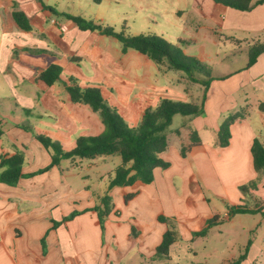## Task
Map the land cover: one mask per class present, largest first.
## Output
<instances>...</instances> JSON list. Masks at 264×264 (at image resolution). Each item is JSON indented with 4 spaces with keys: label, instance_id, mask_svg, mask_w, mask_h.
I'll use <instances>...</instances> for the list:
<instances>
[{
    "label": "crops",
    "instance_id": "1",
    "mask_svg": "<svg viewBox=\"0 0 264 264\" xmlns=\"http://www.w3.org/2000/svg\"><path fill=\"white\" fill-rule=\"evenodd\" d=\"M7 1L0 0V24L3 36L0 45V73L10 74L11 65L17 72V77L13 79L14 85L17 86L27 81L38 87H51L36 79L37 75L50 64L40 65L42 68L38 70L28 66L25 68L21 62L26 54L19 57L17 54L33 48L39 52L37 62L40 61V57L45 58L47 55L54 59L66 58L69 59V62H75L79 58H76L72 52L69 53L70 49L67 48L71 43L67 36L70 27L55 20L53 14L46 10L39 0H22L19 10L25 12L33 27L31 31H22L12 18V3H7ZM256 1L258 0H252L253 3ZM1 9L7 12L6 15L1 14ZM234 12L231 11L230 15L234 16V19L238 17L242 31L255 34L257 37L255 42L264 39V3L249 12L241 11L238 14ZM61 26H66L67 30L62 31ZM48 40L52 42V48L47 42ZM76 62L79 63V61ZM160 71L166 74L168 67L163 65ZM245 74L243 79L238 82L237 87L235 85V88H230V91L226 86L231 84L228 83L229 78L219 84V89L222 90L220 94L217 93L214 82L211 83L208 90V94L211 96L209 95L207 104L214 100V96H218L219 99L215 100L219 101L220 111L225 119L230 114L244 110L245 117L238 119L231 126L230 144L224 148L217 146V132L221 125L219 120L221 116L217 117L215 121H207L202 116H184L181 129L187 131L188 140H183L181 129H179L181 130L180 134L176 133L177 130L173 132L178 140L171 142L168 138L169 147L162 154L163 159L169 162L170 166L166 169L156 168L154 181L148 185L137 182L132 186L114 187L109 190V183L113 179L115 171L109 175L107 181L101 178L100 185L93 186L85 180H79L81 173L69 172L66 174L61 169V164L47 172L21 178L16 186L0 182V264H130L131 255L138 253L143 258H146L147 255L152 256L153 249L155 251L161 243L167 226L158 221L160 215L175 219L179 229L189 219H195L197 226L189 228L190 233L182 236L192 238V242L197 238L208 236L214 227H218L219 235H223L227 233L223 229V222L229 220L232 223L235 216L238 215L231 212L233 206H227V210H224L215 205L216 203L213 205L212 199L205 195L202 196L198 192L195 199L191 195L187 196L189 197L187 201L183 200L180 207H177L173 195L184 197V193L177 192L174 186L176 181H181V186L184 188L188 186L187 190L191 194L193 186L198 185V190H203L198 184V181H202L215 197L228 203L230 201L229 189L223 183L222 175L217 167V163L227 162L224 158L227 154L233 157L228 163L241 161L247 163L249 160L251 176L259 182L257 187L250 188L244 195L239 187L245 183V180L239 178L233 188L235 199L248 201L251 206L246 207L250 209L264 211V206L258 204L263 201L262 205H264V177L255 171L251 154V146L255 138L264 143V112L258 108L259 104L264 102V53L258 57L253 66L246 69ZM181 79L187 84L189 83L185 87L186 91L192 92L191 84L193 83L187 79L183 72ZM151 81L153 85H158L156 74L151 77ZM194 84L198 85V83ZM245 88L250 91L245 92L242 102H238L233 94ZM170 90L166 82L164 90H162L165 94H160L159 102L167 98L162 95L169 94ZM233 91L236 92L233 93ZM230 95L236 102L231 101V104H228V100L231 99ZM25 100L26 103L33 105V100L30 97ZM253 107H256L257 111L252 117L251 109H254ZM26 111L30 113L29 110ZM49 113L46 111L36 115L39 119L44 117L51 119ZM178 116L176 115L174 118ZM194 130L198 132L202 143L193 147L186 157H182L181 148L190 144V134ZM242 131L248 136L241 135ZM204 133L207 140L203 138ZM6 137L11 140L9 146L3 145ZM39 144L41 143L31 132L19 126L10 130L7 135L0 130V155L13 153L17 150L23 151L25 158L22 172L24 174L34 173L50 164V154L42 144L41 147H38ZM240 144L243 145V148L239 146ZM113 156L94 159L97 160L96 167H99L98 163H105ZM116 158L118 162H121L120 156L117 155ZM92 166L95 164L89 165V168ZM85 177L89 176L82 178ZM77 181H79L78 184ZM116 192L118 193L115 195ZM106 193H109L113 198L114 209L106 219L102 230L98 213L94 208L99 205L97 201ZM130 193H136V195L130 201L125 202V196ZM143 195H147L149 200L157 205V213L149 206L137 205L136 200H139ZM215 197L214 199L217 200ZM122 198H124V205L120 207L117 201ZM74 211H78L80 214L72 220L62 222ZM146 216L152 219L150 225L146 224ZM213 217L215 221L206 234L194 236L195 233H200L205 229ZM54 222L58 224L55 226ZM133 228L135 233L132 231ZM243 229L252 232L251 228L246 225L243 226ZM232 235L237 236V232L233 231ZM249 242H251V246L246 258L240 264H255L260 257L264 258V246H258L257 239H248L245 248Z\"/></svg>",
    "mask_w": 264,
    "mask_h": 264
},
{
    "label": "rangeland",
    "instance_id": "2",
    "mask_svg": "<svg viewBox=\"0 0 264 264\" xmlns=\"http://www.w3.org/2000/svg\"><path fill=\"white\" fill-rule=\"evenodd\" d=\"M39 1L42 6L56 8L59 14L53 15V18L70 27L67 36L71 43L67 48L70 49L69 53L72 52L76 58H79L76 60L79 63L75 60V62H69V59L66 58L54 59L50 55L45 58L40 57V61L37 62L39 52L33 48L18 53L17 57L26 54L22 59L23 62H21L25 68L28 66L38 70L43 65L55 63L60 65L63 71L60 79L51 87H38L36 84L27 81L17 86L14 85L13 79L17 77V72L11 65L10 74L1 72L0 130L7 135L10 130L19 126L31 132L34 137L35 134L51 137L58 141L66 151L75 147L78 137L97 136L105 130L100 114L94 112L89 105L67 101L65 84L70 77L77 79L82 88L100 87L103 97L118 109L119 114L130 127H137L140 124L142 110L148 106H156L160 94H165L162 90H164L166 82L171 90L169 94L162 96L174 101L201 105L204 90L201 85L193 83L191 84L192 92H187L185 87L189 83L187 84L181 79L182 72L168 69L167 73L163 74L160 71L162 66L147 56L134 49H129L126 54H123L122 43L118 39L100 35L98 32L80 31L72 21L61 13L81 16L88 21L105 27H112L117 32L124 31L127 35L155 34L162 36L170 43L179 46L185 54L196 57L206 65L211 74V83H216L215 88L218 94L220 91L222 92L219 89V84H222L224 79H230L228 83L231 84L226 85L230 91V88H235V85L237 87L240 79L246 75L249 49L257 38L255 34L242 31L238 17L236 19L234 16L231 17V11L238 14L241 13L240 10L217 4L213 0H103L100 4H96L93 0ZM21 2L22 0L7 1V3H12V11L14 8L19 10L22 5ZM6 13L4 9H1L2 15H6ZM10 21L13 22L11 18ZM2 41L0 24V45ZM47 42L52 48V42L49 40ZM154 74L158 77L157 86L153 85L151 81ZM233 83L235 84L233 85ZM249 91L248 88H245L237 92L233 91V93L236 92L233 95L238 102H242L245 92ZM209 95L207 92L201 116L207 121H215L217 117L221 116L219 120L222 124L225 118L220 111L219 101L215 100L219 97L214 96V102L211 101L207 104V99L211 96ZM28 97L33 100V105L26 103L25 99ZM235 99L233 100L231 96L228 104H231V101L236 102ZM26 110H29L30 113ZM46 111L50 112L51 119L48 117L39 119L37 117V113ZM256 111V107L251 109L252 117ZM183 119L185 117L182 115L174 118L166 130L171 142L178 140L173 133L176 130H182L183 140H188L187 131L181 129ZM241 135L248 136L244 131L241 132ZM203 138L204 140L208 139L205 133ZM10 144L11 140L6 137L3 145L9 146ZM40 145L38 147L42 146ZM239 146L243 148V145L240 144ZM21 152L25 158L24 152ZM48 153L51 156V153ZM116 157L117 155H114L111 159L109 158L110 160L103 162L104 164L98 163L97 166L99 167H96L97 160L94 159L76 158L77 162L72 159L63 160L61 169L66 174L69 172L81 173L79 180H85L89 185L99 186L101 178L107 181L109 175L113 174L120 165L121 162H118ZM224 158L227 162L217 163V167L222 175L223 183L229 189L230 201L228 203L215 197L202 181H198V184L203 190L199 191L198 185L193 186L192 194L187 190L189 189L188 186L184 188L181 186V181H176L174 186L178 193H184V197L174 194L175 205L180 207L183 200L187 201L190 195L195 199L200 192L202 196L205 195V197L212 199L213 205L216 203L215 205L224 210H227V206L230 205L233 208L251 206L248 201H237L233 194L234 183L239 181V178L245 180V183L240 187L251 183L257 187L259 183L251 176L249 160L247 163L245 161L228 163L233 157L227 154ZM93 163L95 166L89 168V165ZM25 164L27 166V162ZM84 176L89 177L82 178ZM78 183L79 181H77ZM240 187L239 190L245 195ZM97 202L100 203V199ZM117 202L122 207L124 198L118 199ZM136 203L142 207L149 206L157 213V205L152 203L147 195L141 196L139 200H136ZM262 203L263 201L258 204L264 206ZM151 221V217L146 216V224L150 225ZM223 224V229L227 233L219 235V228L214 227L208 236L197 238L192 242V238L182 237L184 234L190 233L189 228L197 226L195 219L191 218L180 229L178 227L181 239L171 248L169 257L158 254L157 249L155 251L153 249V255H147L146 258L141 257L138 253L131 255L129 263L229 264L244 253L248 239H257L258 246H264V216L262 214H238L232 223L227 220ZM245 225L250 227L252 232L245 231L243 229ZM233 231L237 232V236L232 235ZM255 264H264V258L260 257Z\"/></svg>",
    "mask_w": 264,
    "mask_h": 264
},
{
    "label": "trees",
    "instance_id": "3",
    "mask_svg": "<svg viewBox=\"0 0 264 264\" xmlns=\"http://www.w3.org/2000/svg\"><path fill=\"white\" fill-rule=\"evenodd\" d=\"M100 4L103 0H93ZM217 4H222L229 8L240 11H252L257 6L264 3V0H258L255 3L252 0H213ZM53 15L59 14L56 8L52 6H43ZM68 20L72 21L81 31H96L100 35L110 36L118 39L122 43V53L126 54L129 49H134L157 64L166 65L168 69L183 72L187 79L192 83H198L203 87V98L201 105L189 102H179L168 98L162 99L155 107H147L141 112V121L137 127H130L125 119L119 114V111L111 106L103 97L102 90L98 86H89L82 88L77 79L70 77L65 84L67 92V101L70 103H85L91 107L94 112L101 116L105 130L97 136H80L77 139L73 149L66 151L62 145L44 134H35L36 139L43 147L51 153V162L46 167L30 174H24L22 167L24 164V155L21 151L5 153L0 156V182L11 186H16L21 178L32 177L49 171L53 167H59L63 160L76 158L95 159L98 157H107L118 155L121 157V164L116 168L114 177L109 183V190L114 187L132 186L137 182L150 184L154 181V170L156 168L166 169L170 163L165 161L162 154L169 147V139L166 130L171 125L176 115L182 116H201L203 114V105L207 98V92L211 85V74L206 65L194 56L187 55L177 45L170 43L165 38L155 34L127 35L124 31L117 32L112 27H105L101 24L88 21L81 16L61 13ZM12 18L20 30L28 32L33 29L28 16L21 10L12 11ZM264 53V39L257 41L250 46L249 59L246 69L253 66L258 57ZM62 67L52 63L46 69L37 75V80L47 86L54 85L61 77ZM259 110L264 112V102L259 104ZM244 111L240 110L230 114L220 125L217 132V146L227 147L231 139V126L240 118H244ZM180 134V131H176ZM201 139L197 131L190 134V144L182 146L181 155L186 157L191 149L201 145ZM253 166L255 171L264 177V143L255 138L251 146ZM243 192L255 188L252 183L240 187ZM136 193H130L125 196V202L130 201ZM114 209L113 198L106 193L100 198V203L94 208L98 213L101 229L109 214ZM233 214H257L264 216L262 209H250L246 206H238L231 209ZM74 211L65 217L62 222L72 220L79 215ZM158 221L166 224L167 230L163 235L161 243L157 247V253L170 256L171 247L181 238L179 237L178 225L175 219L160 215ZM215 218L209 220L205 229L194 236L204 235L211 227ZM58 223L54 222L56 226ZM133 233H135L133 228ZM251 242L245 248L243 254L232 264H240L247 255Z\"/></svg>",
    "mask_w": 264,
    "mask_h": 264
},
{
    "label": "built area",
    "instance_id": "4",
    "mask_svg": "<svg viewBox=\"0 0 264 264\" xmlns=\"http://www.w3.org/2000/svg\"><path fill=\"white\" fill-rule=\"evenodd\" d=\"M61 30L62 31H66L67 30V27L66 26H61Z\"/></svg>",
    "mask_w": 264,
    "mask_h": 264
}]
</instances>
